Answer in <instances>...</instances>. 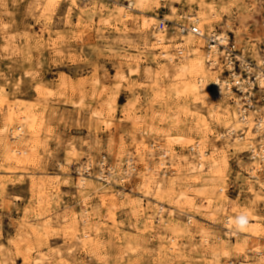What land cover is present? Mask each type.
<instances>
[{
  "label": "rangeland",
  "instance_id": "1",
  "mask_svg": "<svg viewBox=\"0 0 264 264\" xmlns=\"http://www.w3.org/2000/svg\"><path fill=\"white\" fill-rule=\"evenodd\" d=\"M195 14L264 49V0H0V264H264L255 135L188 88L217 75L179 34Z\"/></svg>",
  "mask_w": 264,
  "mask_h": 264
},
{
  "label": "built area",
  "instance_id": "2",
  "mask_svg": "<svg viewBox=\"0 0 264 264\" xmlns=\"http://www.w3.org/2000/svg\"><path fill=\"white\" fill-rule=\"evenodd\" d=\"M166 27L167 23L160 20L157 28L163 30ZM177 28L180 36L190 34L202 40L205 64L217 72L213 81L215 95L229 100L238 118L246 124V129L250 125L255 136L247 139L248 159L253 164L252 172L264 179V49L252 50L229 34L218 31L206 33L193 23L178 25ZM185 54L184 47L175 51L177 59ZM99 163L103 169L108 168L106 156H102ZM130 163L128 160L127 169L132 172L134 166ZM111 171L108 168V174L112 175ZM253 178L258 177L254 175Z\"/></svg>",
  "mask_w": 264,
  "mask_h": 264
},
{
  "label": "bare ground",
  "instance_id": "3",
  "mask_svg": "<svg viewBox=\"0 0 264 264\" xmlns=\"http://www.w3.org/2000/svg\"><path fill=\"white\" fill-rule=\"evenodd\" d=\"M51 1V0H50ZM202 14V13H201ZM201 14H199V15H193V16H190L189 17V20L190 21H193V23H194V25H195V23H197V24H199V21H198V19H199V16H200V19L201 20H203L205 23H204V25L206 26V27H208L209 29L210 28H212L211 27V25L209 24V22H207V20H206V18H205V16L204 15H201ZM197 27H199L201 30H202V28H201V26H198L197 25ZM207 28V29H208ZM203 31V30H202ZM188 36L190 35V34H187ZM156 36V35H155ZM186 36V35H185ZM157 38V37H156ZM159 38V37H158ZM188 38H190V36L188 37ZM193 38V37H192ZM196 39V38H195ZM158 40V39H157ZM190 41V40H189ZM195 41V40H194ZM197 41V40H196ZM201 41V40H200ZM193 42V41H192ZM180 45H182V44H180ZM192 45V44H191ZM194 45V44H193ZM200 45V44H199ZM185 47V46H184ZM187 48V47H186ZM187 50V49H186ZM191 51V50H190ZM195 51V50H194ZM164 55V54H163ZM190 54H189V52L185 55V56H183L182 57V59H180L181 61H180V63L178 62V75L180 76V77H185L186 76V74L188 75V74H191V73H193L194 71H197V73L200 71V70H195L196 69V64L194 63V62H190L188 59V56H189ZM195 55V54H194ZM172 60V59H171ZM197 69H199L198 67H197ZM212 68H210V70H211ZM212 71V70H211ZM204 72V71H203ZM214 72V71H213ZM217 72H215V74H216ZM176 75H177V73H176ZM178 76V77H179ZM206 76V75H205ZM215 78H214V80L216 79V75L214 76ZM183 79V78H182ZM186 79V78H185ZM203 79L204 78H202V77H199L198 78V83L197 84H195V85H189L188 86V88L189 89H191L193 92H195L197 95H199V94H201L203 91H204V97L203 98H199L200 100H201V102L203 103V104H206L207 105V107L209 106V107H211V109H212V111H213V113H214V115H215V117L217 118V120H219L220 121V119H224L227 123V130H228V133H229V135H235L236 134V125L234 124V122H230V118H229V112H228V110H227V107H226V104H227V101L226 100H223V99H221V98H218L215 94H214V90L212 91L211 90V88H209V89H207V88H205L206 89V91L204 90V88L202 87V85H204V83H202L203 82ZM205 80V79H204ZM209 90V91H208ZM17 113H18V111H17ZM28 113V112H27ZM30 113V112H29ZM32 114V113H31ZM30 115V114H29ZM29 115H22V116H19V118H21V119H24V121L25 122H27V124H26V127H27V134H28V136H32V135H34V133H35V125H34V123L36 122L33 118H34V116H33V118H31ZM232 115H233V117L234 116H236L235 115V113H232ZM14 116H15V112H14ZM28 116V117H27ZM18 117V116H17ZM17 117L15 116V119H17ZM236 118V117H235ZM35 121V122H34ZM234 121V120H233ZM239 122L245 127L246 126V124L245 123H242V121L239 119ZM25 124V123H24ZM246 128V127H245ZM20 131L23 129L21 126L18 128ZM18 130V131H19ZM36 134V133H35ZM18 137H19V135H18ZM17 138V137H16ZM15 139V138H14ZM240 140V139H239ZM30 142V141H29ZM196 146V145H195ZM198 146V148H197V153H198V155H199V157L198 158H201L202 160H201V162L198 164V166L196 167V169H199V170H201L202 171V169L205 167V162H208V161H210V163H211V166H212V168H217L218 167V165H217V163H216V161L217 160H207V158H205V159H203L207 154V151H204L203 149H202V147H200V145L198 144L197 145ZM20 152V150H18V149H16V148H10V153H11V155H13V156H16V155H19L18 153ZM215 152V151H214ZM22 153H24V152H22ZM17 157V156H16ZM193 158V157H192ZM211 158V157H210ZM204 160V161H203ZM212 161V162H211ZM163 167L165 166V163H162L161 164ZM263 187H264V185H263ZM162 208L163 207H160L159 208V211L160 210H162ZM171 211V210H170ZM231 221H232V219H228L227 220V223H228V225L230 226L231 225ZM68 238V237H67ZM31 259V258H30ZM44 260H45V257H40V258H38V259H35V261H33V264H43V262H44ZM29 263V262H28Z\"/></svg>",
  "mask_w": 264,
  "mask_h": 264
}]
</instances>
